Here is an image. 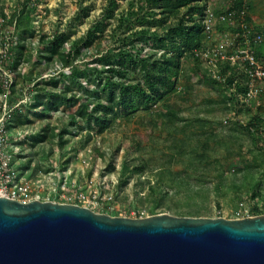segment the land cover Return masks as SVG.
<instances>
[{"label":"rangeland","instance_id":"374dc122","mask_svg":"<svg viewBox=\"0 0 264 264\" xmlns=\"http://www.w3.org/2000/svg\"><path fill=\"white\" fill-rule=\"evenodd\" d=\"M173 3L0 0L3 145L41 196L112 216L264 214V136L248 128L264 126V104H229L226 87L193 49L180 55L169 32L203 27L206 7L218 17L230 0ZM244 3L264 27V0ZM229 31L216 21L213 38ZM142 60L150 72L172 66L161 71L174 82L159 86L162 96L148 90ZM122 82L132 89L120 105Z\"/></svg>","mask_w":264,"mask_h":264},{"label":"water","instance_id":"95a60500","mask_svg":"<svg viewBox=\"0 0 264 264\" xmlns=\"http://www.w3.org/2000/svg\"><path fill=\"white\" fill-rule=\"evenodd\" d=\"M0 264H264V214L112 216L0 195Z\"/></svg>","mask_w":264,"mask_h":264},{"label":"built area","instance_id":"2783aa9c","mask_svg":"<svg viewBox=\"0 0 264 264\" xmlns=\"http://www.w3.org/2000/svg\"><path fill=\"white\" fill-rule=\"evenodd\" d=\"M235 2L230 0L227 9L218 17H214L212 10L206 7L202 22L205 41L193 52L206 68L208 76L226 87L229 104L232 101L240 108L256 111L264 104V50L261 49L264 45V27L258 28L250 21L245 3L235 8ZM216 21L226 24L231 31L214 39ZM10 83L4 84L1 94L4 108ZM248 128L253 134L264 136L262 123H251ZM6 133L4 123L0 124V195L20 201L35 198L49 200L31 188L25 176L20 174L12 155L4 149L3 136ZM17 149L12 148V153H16Z\"/></svg>","mask_w":264,"mask_h":264},{"label":"trees","instance_id":"16d2710c","mask_svg":"<svg viewBox=\"0 0 264 264\" xmlns=\"http://www.w3.org/2000/svg\"><path fill=\"white\" fill-rule=\"evenodd\" d=\"M196 0H164L165 4H172L174 8H179L181 6H187L193 3ZM244 3V0H236L234 7L239 8ZM198 11H200V14H202V7L198 8ZM203 27L201 24H199L196 21H192V24H185V25H178L176 28H171L169 30L170 33L174 34L173 39L175 36H179V42L176 46L177 50L179 51V54L182 55L186 51L195 49L199 47L203 42ZM111 61V58L106 60V62ZM124 58L119 59L118 63L123 65L124 64ZM143 69L147 71L145 74V81L148 85V90L151 92L152 96L155 97L157 95H163V93H160L161 88L159 86H165L169 85L172 86L174 82H172L168 75L163 76L161 71H168L170 70L172 66H166L165 68H162V66H157L158 68L154 70L153 72L148 71V63H146L145 60H142ZM132 89V86L128 84H124V82L119 83L118 88V100L120 105H122L128 98L130 90ZM144 89L140 88L136 90L134 93L136 95L143 94L144 95ZM128 97V98H127ZM127 107H124L126 109L131 108V106H128L126 102ZM258 118V116H255V120ZM258 213V212H257Z\"/></svg>","mask_w":264,"mask_h":264}]
</instances>
